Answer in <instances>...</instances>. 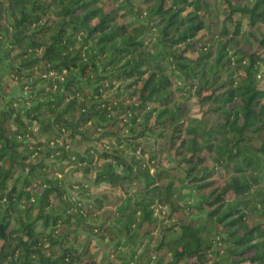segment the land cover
Instances as JSON below:
<instances>
[{"label":"trees","instance_id":"16d2710c","mask_svg":"<svg viewBox=\"0 0 264 264\" xmlns=\"http://www.w3.org/2000/svg\"><path fill=\"white\" fill-rule=\"evenodd\" d=\"M0 65V264H264V0H0Z\"/></svg>","mask_w":264,"mask_h":264},{"label":"rangeland","instance_id":"374dc122","mask_svg":"<svg viewBox=\"0 0 264 264\" xmlns=\"http://www.w3.org/2000/svg\"><path fill=\"white\" fill-rule=\"evenodd\" d=\"M5 63H6V60H4L3 62H1V64H2V66H4L5 65ZM1 66V65H0ZM10 94H13L14 96H16L19 100H20V102L22 103L23 102V99H25L26 98V96L27 95H29V92L28 91H24V89L22 90V88H20L19 86H15V87H13V89H11V92H10ZM194 116H196V117H199V113H195L194 114ZM38 124H41V122L38 120V122H37ZM73 126V125H72ZM121 138V137H120ZM122 145V148H126V144L125 143H122L121 144ZM86 148L85 147H83L82 149H80V151H82V152H84V150H85ZM126 150L128 151H130V149L127 147L126 148ZM137 154V156H139V154L138 153H136ZM94 158H95V156H94ZM166 165V164H165ZM59 166H60V169L64 172V173H66V174H68L69 173V169L67 168V167H64V166H62L61 164H59ZM170 166H172V164H170ZM151 171H152V169H151ZM63 172L61 173L60 171L59 172H57L55 175H56V177H60V176H62L63 175ZM67 179H69V178H67ZM66 182H68V180H66ZM143 188H144V185H143V180L142 179H139L138 180V182L135 184V185H133L132 187H131V189H130V194L132 193V195H133V192H138L137 194H135V195H133V199L134 198H137V199H139V198H141V197H144V196H146L147 197V195L146 194H144V191H142L143 190ZM141 190V191H140ZM173 193H175V195H177L178 197H179V199L181 200V202H186L187 200H190L191 199V197H192V195H195L196 194V192L195 191H193V188L191 187V186H187V185H182V184H180V185H178V186H175L174 188H173V191H172ZM75 194V193H74ZM126 196H124L123 197V199L125 198ZM159 207H162L161 208V211L159 210V208L157 207L156 208V210H155V212H154V218H156V220L157 221H160L161 220V218H162V213H164V212H166V213H168V211H169V209H168V207L167 206H160L159 205ZM165 213V214H166ZM124 233V232H123ZM174 236V235H173ZM172 237V235L170 234V235H168V238H171ZM128 249L126 250V254H130V250H131V248L130 247H127ZM145 261V258L142 260V262H144Z\"/></svg>","mask_w":264,"mask_h":264},{"label":"built area","instance_id":"2783aa9c","mask_svg":"<svg viewBox=\"0 0 264 264\" xmlns=\"http://www.w3.org/2000/svg\"><path fill=\"white\" fill-rule=\"evenodd\" d=\"M48 75H54V72H49Z\"/></svg>","mask_w":264,"mask_h":264}]
</instances>
